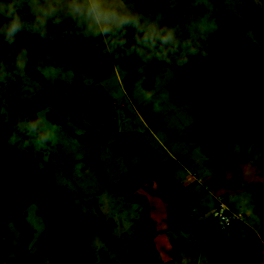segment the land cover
<instances>
[{
  "label": "rangeland",
  "instance_id": "rangeland-1",
  "mask_svg": "<svg viewBox=\"0 0 264 264\" xmlns=\"http://www.w3.org/2000/svg\"><path fill=\"white\" fill-rule=\"evenodd\" d=\"M240 11L251 25L264 28V0H241ZM150 55L122 61L116 70L114 62L105 58V66L96 76L81 73L79 118L94 129L109 182L147 196L153 217L162 226L172 227L178 208L166 204L154 192L155 182L150 181L140 157L113 154V132L105 121L89 114L88 88L95 84L110 95L119 132L142 133L175 179L185 186L198 182L190 188L194 223L208 217L216 208L218 196L223 197L229 209L241 216L232 229L253 246L252 250L256 249L253 264H264V82L257 76L241 74L237 67L221 68L212 60L194 61L182 69L183 75L170 65L150 59ZM64 63L63 77L51 83L58 88L59 100L72 97L74 76L69 64ZM142 78L151 100H145L137 87ZM195 82L206 87L199 95ZM216 101L223 107V122L209 109ZM157 103L159 110L155 108ZM63 108L68 110L67 106ZM35 113L54 120L39 84L24 81L0 86V121L9 130L16 120ZM68 123L82 133L72 120ZM24 153L47 169L56 186L71 191L85 213L105 221L120 242V249L112 253L101 239L91 238L95 264H134L133 245L142 231L141 206L125 202L103 187L99 174L89 166L90 148L62 128L54 149ZM164 205L167 214L162 211ZM52 224L53 220L35 204L25 207L14 200L7 202L0 208V264H60L45 247ZM201 243L179 229L161 231L149 252L150 264H204L200 261ZM214 257L218 264H226L216 253Z\"/></svg>",
  "mask_w": 264,
  "mask_h": 264
},
{
  "label": "clouds",
  "instance_id": "clouds-1",
  "mask_svg": "<svg viewBox=\"0 0 264 264\" xmlns=\"http://www.w3.org/2000/svg\"><path fill=\"white\" fill-rule=\"evenodd\" d=\"M240 8L241 0H0V86L57 82L67 60L53 46L69 38L84 50V75L96 76L105 58L116 70L122 61L142 60L146 54L182 70L220 52L228 14L249 47L260 49L264 28L251 25ZM26 36L35 52L22 42ZM143 85V78L137 81L144 99L151 100ZM61 132L56 121L40 113L18 119L6 139L5 156L52 150Z\"/></svg>",
  "mask_w": 264,
  "mask_h": 264
},
{
  "label": "trees",
  "instance_id": "trees-1",
  "mask_svg": "<svg viewBox=\"0 0 264 264\" xmlns=\"http://www.w3.org/2000/svg\"><path fill=\"white\" fill-rule=\"evenodd\" d=\"M221 50L212 56V61L221 68L237 67L241 74H251L264 82V39L260 49L250 48L240 37L237 22L228 14V22L220 35ZM24 43L35 52L29 37ZM53 50L67 60L74 80L71 86L72 97L59 100L58 88L51 83L39 84L45 90L46 105L51 108L52 117L70 136L82 145L90 148L88 158L90 168L99 174L103 187L125 202L139 204L142 231L133 245L134 264H150L149 252L158 235L157 224L151 214L147 196L137 190H129L125 185L111 183L107 170L102 163L99 143L95 139L94 129L83 124L79 118L83 79L81 65L84 50H77V41L69 38L53 46ZM180 74L186 75L182 70ZM188 77V76H187ZM191 78V77H190ZM205 85L195 82L196 93L205 90ZM90 103L89 114L106 122L113 132L112 151L116 157H140L150 173V181L155 182V193L167 204L178 208L177 228L201 240L200 261L204 264L214 261L216 253L226 264H253L252 251L243 242L240 234L231 229L221 230L214 217L194 223L191 207L192 193L190 186L175 179L168 168L161 165L157 152L151 147L146 137L138 132H119L114 121V106L110 95L99 85L88 88ZM67 106L68 110L63 108ZM221 103L214 102L209 109L224 121ZM72 120L82 133H77L68 121ZM10 134L8 127L0 121V208L10 200L27 207L35 204L39 210L53 220L46 239V250L55 256L60 264H95L96 253L90 239L98 237L109 252L120 249V242L112 235L111 228L103 220L85 213L76 203L74 194L66 187L56 186L46 168L40 166L24 152H13L6 158V139ZM15 159L13 166L11 160ZM261 158L259 162H261ZM218 260V261H219ZM172 264V263H166Z\"/></svg>",
  "mask_w": 264,
  "mask_h": 264
},
{
  "label": "built area",
  "instance_id": "built-area-1",
  "mask_svg": "<svg viewBox=\"0 0 264 264\" xmlns=\"http://www.w3.org/2000/svg\"><path fill=\"white\" fill-rule=\"evenodd\" d=\"M214 219L221 230L231 229L237 222L240 221L241 216L229 209L222 197L217 198V208L214 212Z\"/></svg>",
  "mask_w": 264,
  "mask_h": 264
},
{
  "label": "crops",
  "instance_id": "crops-1",
  "mask_svg": "<svg viewBox=\"0 0 264 264\" xmlns=\"http://www.w3.org/2000/svg\"><path fill=\"white\" fill-rule=\"evenodd\" d=\"M218 197H221V196H218ZM223 198V197H222ZM167 204V203H166ZM168 205H171V204H168ZM174 207H176V206H174ZM168 208V207H167ZM216 208H217V205H216ZM216 208L214 207L212 210H211V212L210 213H208L209 215H208V217H214V212H215V210H216ZM162 211H164L165 212V214H167V212H166V205H164V208L162 209ZM177 213H178V209H177V211H176V220H173V222L171 223L172 224V227H170V226H162V223H158V221H157V219H155L154 217H153V210L151 209V214H152V217L154 218V220L156 221V224H157V230H158V234L162 231H165V230H168V229H178L177 228ZM164 214V215H165ZM208 217H206L205 219H207ZM204 219V220H205ZM166 221H167V223L169 224V221L167 220V218H166ZM203 221V220H202ZM234 230V229H233ZM237 231V230H236ZM238 232V231H237ZM239 233V232H238ZM240 234V233H239ZM158 236V235H157ZM241 236V235H240ZM157 238V237H156ZM242 238V237H241ZM156 240V239H155ZM244 243H246L245 241H243ZM248 246H249V248L251 249V251H252V261L253 262H255V254H254V252H253V250L255 249V248H253V250H252V248L251 247H253L252 245H249L248 243H246ZM256 250V249H255ZM190 253V252H189ZM150 255V254H149ZM191 255V253L189 254V256ZM188 256V257H189ZM200 262V261H199ZM198 262V263H199Z\"/></svg>",
  "mask_w": 264,
  "mask_h": 264
}]
</instances>
